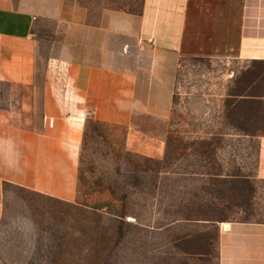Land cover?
<instances>
[{"label":"crops","instance_id":"0c3cea01","mask_svg":"<svg viewBox=\"0 0 264 264\" xmlns=\"http://www.w3.org/2000/svg\"><path fill=\"white\" fill-rule=\"evenodd\" d=\"M196 54L264 61V0L97 10L79 0H0V184L75 201L89 115L126 126L130 150L163 154L180 59ZM256 174L264 179V133ZM219 264H264V220L224 222Z\"/></svg>","mask_w":264,"mask_h":264},{"label":"rangeland","instance_id":"374dc122","mask_svg":"<svg viewBox=\"0 0 264 264\" xmlns=\"http://www.w3.org/2000/svg\"><path fill=\"white\" fill-rule=\"evenodd\" d=\"M166 126L158 156L89 115L75 201L0 184V264H219L224 222L264 220V61L181 57Z\"/></svg>","mask_w":264,"mask_h":264}]
</instances>
